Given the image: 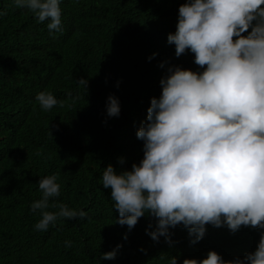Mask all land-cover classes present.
Here are the masks:
<instances>
[{
    "label": "trees",
    "instance_id": "trees-1",
    "mask_svg": "<svg viewBox=\"0 0 264 264\" xmlns=\"http://www.w3.org/2000/svg\"><path fill=\"white\" fill-rule=\"evenodd\" d=\"M185 2L62 0L64 31L53 36L29 10L0 0V264H96L117 245L115 258L100 264H166L162 255L182 264L209 250L232 260L255 250L264 230L252 226L232 233L208 224L203 239L190 243L181 224L169 229L171 243L153 241L145 229L155 218L141 217L129 231L116 223L110 190L102 187L108 165L119 173L143 158L136 130L168 67L202 71L191 52L177 58L167 43ZM80 78L88 81L85 91ZM41 91L64 106L43 111L35 100ZM110 94L119 99L118 117L106 114ZM52 174L61 195L47 210L64 203L87 215L40 232L30 205L41 196L38 181Z\"/></svg>",
    "mask_w": 264,
    "mask_h": 264
},
{
    "label": "clouds",
    "instance_id": "clouds-1",
    "mask_svg": "<svg viewBox=\"0 0 264 264\" xmlns=\"http://www.w3.org/2000/svg\"><path fill=\"white\" fill-rule=\"evenodd\" d=\"M12 3L29 10L50 35L63 33L62 0ZM167 43L177 58L191 52L202 71L170 65L159 80L160 96L150 99L146 120L136 130L143 158L131 170L103 169L102 187L110 190L116 223L130 231L139 218L151 216L155 225L149 223L146 234L169 243V229L181 224L190 243L203 239L208 224L232 233L241 226L264 230V0H186ZM77 84L85 91L88 81L80 78ZM35 100L43 111L64 106L48 91ZM106 114L120 115L113 94ZM38 188L41 196L30 205L40 216L34 230L46 232L59 220L87 215L64 203L52 205L58 211L47 210L61 195L56 174L41 178ZM120 247L101 253L96 264L114 259ZM165 258L166 264H178L175 256ZM182 264H264V231L243 259L224 260L209 250L206 258Z\"/></svg>",
    "mask_w": 264,
    "mask_h": 264
}]
</instances>
